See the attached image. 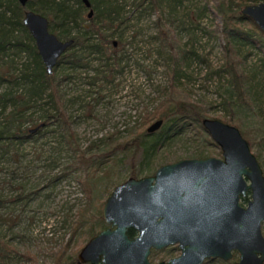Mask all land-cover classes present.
<instances>
[{
  "label": "trees",
  "instance_id": "16d2710c",
  "mask_svg": "<svg viewBox=\"0 0 264 264\" xmlns=\"http://www.w3.org/2000/svg\"><path fill=\"white\" fill-rule=\"evenodd\" d=\"M125 1L87 0L89 8L85 9L79 0H30L24 7L19 6L17 0H0V163L5 159L10 160L13 169L19 174L17 146L35 140L49 125H55L64 130L62 138L72 153L75 165L61 169L54 180L62 178L65 170L82 172L77 181L84 195V203L76 211L72 218L74 220L68 221V241L64 245H57L47 254L49 264H77L76 254L80 248L104 228L101 227L104 201H101L100 196L116 186L112 179V168L117 162V152H141L142 161L138 173L132 169L129 174L130 177L140 178L153 175L157 168L164 165L159 159L156 169L151 168L149 156L160 149H168L176 136L189 129L204 142L212 143L201 126V121L208 118L206 112L212 108V104L190 98L191 91L187 83L197 77L184 64L187 55L206 65L208 75L204 78L217 77L215 94L220 99L218 105L224 111L223 116H220L221 121L238 128L250 148L257 147L255 154L258 161L260 153L264 151V111L252 92L251 76L252 72L258 70L264 80V34L250 19L240 14L244 6L264 0H138L130 9ZM145 2L147 5H144ZM147 8L157 11L154 23L159 28L161 52L165 53L163 49L167 47L173 53V68L169 72L171 85L159 89L151 110L145 108L140 120L126 130V135L108 133L99 138L96 144L80 150L75 144L73 133L67 129L69 120L62 110V99L57 93L55 71L62 65H66L69 71L86 69L93 61H101L104 44L112 38L121 39L118 29L130 20L126 15L137 11L141 13ZM209 8L220 20L215 28H206L200 24ZM26 10L44 17L48 31L57 40L72 41L71 46L57 59L50 76L46 75L33 41L22 26V15ZM88 11H91L90 18L86 17ZM165 15L168 27L163 29ZM183 19L187 20L191 29L188 30L190 41L198 29L210 36L220 34L223 40V61L219 66L211 65L206 56L198 54L195 49L186 50V44L181 45L169 35L173 32V21L182 23ZM245 49L256 50L260 55L259 62L249 68L245 64ZM100 66L105 68L111 65L101 61ZM158 120L163 122L159 131L147 134L148 126ZM89 149L91 153L86 154ZM259 164L262 167V162ZM10 175L14 177L13 172ZM20 179H23L21 173ZM9 187L14 188L11 185ZM19 199L20 196H16L14 201ZM4 203L5 200H0V208H3ZM133 235V232L129 233L130 237ZM75 236H83L85 243L79 247H70V241ZM1 253L3 259L15 252L0 240ZM14 255L22 264H36L35 258L26 252Z\"/></svg>",
  "mask_w": 264,
  "mask_h": 264
},
{
  "label": "rangeland",
  "instance_id": "374dc122",
  "mask_svg": "<svg viewBox=\"0 0 264 264\" xmlns=\"http://www.w3.org/2000/svg\"><path fill=\"white\" fill-rule=\"evenodd\" d=\"M137 1L126 0L125 4L130 9ZM126 16L130 20L118 29L121 39L112 38L104 44L105 56L100 59L111 66L101 68V61H93L86 69L69 71L66 65H62L55 71L57 93L62 99V110L69 120L67 129L73 133L75 144L80 150L96 144L99 138L108 133L126 135V130L140 120L143 110H151L159 89L171 85L169 72L173 68V53L167 47L163 49L165 53H162L159 47V28L154 23L157 11L147 8L141 13L130 12ZM164 18L168 20L166 15L163 21ZM173 22V32L169 34L173 39L178 40L181 45L186 44V50L192 48L198 54L205 55L211 65L221 64L223 40L219 33L210 36L198 29L190 41L188 30L191 29L187 20L183 19L182 23L176 20ZM167 23L165 21L163 29L168 27ZM200 24L206 28H215L220 20L209 8ZM244 55L246 68L259 62L260 55L256 50L245 49ZM184 64L197 77L187 83L191 91L190 98L211 103L212 108L206 112L208 118L221 120L220 116H223L224 111L218 105L220 99L215 94L217 77L204 78L208 75L206 65L198 63L191 55H187ZM257 71L251 73L252 92L264 111L263 74ZM63 135L64 130L61 127L49 125L35 140L28 141L21 147L17 146L18 171H21L23 179L13 169L10 160L5 159L0 163V200H5L3 208H0V240L15 252L3 259L1 253L0 264H22L14 254L24 252L34 257L36 264H49L47 254L57 245H64L69 239L68 221L74 220L72 218L85 199L77 181L82 172L65 170L62 178L54 180L61 169L75 165L72 153L63 141ZM169 146L168 149H160L149 156L151 168L156 169L159 159L166 165L184 159L206 158L209 151V157L221 159L220 149L213 142H204L190 129L176 136ZM256 150V146L251 148L255 157ZM88 153H91L90 149L86 151ZM260 155L259 162H262L264 169V151ZM115 158L117 162L112 168V179L116 185L129 178L132 169L138 173L142 161L141 152H117ZM11 172L14 177L10 175ZM10 176L12 180L9 179ZM10 185L14 188H10ZM111 190L109 188L107 193L101 194V201L106 199ZM16 196H20V199L14 201ZM242 205L245 206L246 202ZM101 227L106 225L102 222ZM261 232L264 237V224ZM84 243L83 236H75L70 241V247H79ZM177 256L179 251L174 248L165 253H157L150 258V262L156 264ZM237 261L238 254L233 253L232 259L227 262L214 259L205 264H234Z\"/></svg>",
  "mask_w": 264,
  "mask_h": 264
},
{
  "label": "water",
  "instance_id": "95a60500",
  "mask_svg": "<svg viewBox=\"0 0 264 264\" xmlns=\"http://www.w3.org/2000/svg\"><path fill=\"white\" fill-rule=\"evenodd\" d=\"M28 1L17 0L21 7ZM79 1L89 8L87 0ZM240 14L264 34V2L246 5ZM21 23L50 76L72 41L57 40L47 20L32 11L23 12ZM162 124L155 121L146 133L157 132ZM201 126L220 149L221 159L180 160L114 186L101 208L107 228L80 248L78 264H150L151 250L174 244L182 255L159 264L227 262L233 253L238 254L234 264H264V172L238 128L210 118ZM248 193L244 207L241 200Z\"/></svg>",
  "mask_w": 264,
  "mask_h": 264
},
{
  "label": "flooded vegetation",
  "instance_id": "af4514ba",
  "mask_svg": "<svg viewBox=\"0 0 264 264\" xmlns=\"http://www.w3.org/2000/svg\"><path fill=\"white\" fill-rule=\"evenodd\" d=\"M113 45V44H112ZM207 158H209V157H207ZM203 159H205V158H203ZM257 159V158H256ZM257 161H258V159H257ZM258 163H259V161H258ZM167 165V164H166ZM260 165V164H259ZM164 166V165H163ZM261 167V166H260ZM262 168V167H261ZM263 170V169H262ZM249 200V193L247 194V196L245 197V198H243L242 200H241V204H243V203H247V201ZM243 206V205H242ZM246 206V205H245ZM244 206V207H245ZM263 225V224H262ZM105 228H107V226L106 227H104L103 229H105ZM103 229H101V230H103ZM134 234V233H133ZM134 236V235H133ZM132 236V237H133ZM177 249V251H179V256H177V257H175V258H172V259H177V258H179L181 255H182V251H181V249H180V247H179V244H174V245H170V246H168V247H166V248H163V249H160V250H151V253H150V255H149V263L150 264H152L151 262H150V258H153V256H156L157 255V253H165V252H168V251H170L171 249ZM172 259H169L168 261H170V260H172ZM168 261H161V262H158V263H156V264H159V263H167ZM208 261H211V259H207V260H205L202 264H205L206 262H208ZM78 264V263H77Z\"/></svg>",
  "mask_w": 264,
  "mask_h": 264
}]
</instances>
